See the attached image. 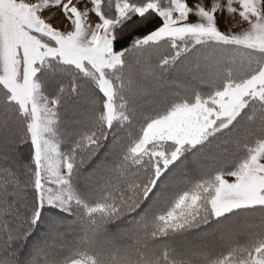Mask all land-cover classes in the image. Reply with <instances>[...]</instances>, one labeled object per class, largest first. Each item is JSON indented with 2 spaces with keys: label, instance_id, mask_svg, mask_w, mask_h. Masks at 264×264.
<instances>
[{
  "label": "snow or ice",
  "instance_id": "obj_1",
  "mask_svg": "<svg viewBox=\"0 0 264 264\" xmlns=\"http://www.w3.org/2000/svg\"><path fill=\"white\" fill-rule=\"evenodd\" d=\"M0 264H264V0H0Z\"/></svg>",
  "mask_w": 264,
  "mask_h": 264
}]
</instances>
